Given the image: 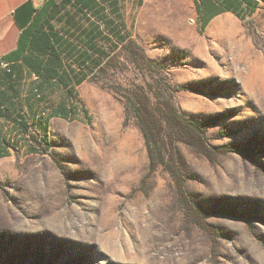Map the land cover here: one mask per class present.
Returning a JSON list of instances; mask_svg holds the SVG:
<instances>
[{"label": "rangeland", "instance_id": "rangeland-1", "mask_svg": "<svg viewBox=\"0 0 264 264\" xmlns=\"http://www.w3.org/2000/svg\"><path fill=\"white\" fill-rule=\"evenodd\" d=\"M257 1L244 18L226 11L202 28L194 0H122L123 42L105 27L97 41L105 57L88 72L71 60L82 45L63 58L86 73L73 87L87 113L52 117L47 130L38 123L29 138L0 118L18 142L0 159V264H264ZM71 17L83 20L69 6L52 24L64 32ZM139 87L154 102L156 92L172 99L206 126L205 138L190 131L152 166L127 106ZM65 95L58 81L23 70L15 101L32 121Z\"/></svg>", "mask_w": 264, "mask_h": 264}, {"label": "trees", "instance_id": "trees-1", "mask_svg": "<svg viewBox=\"0 0 264 264\" xmlns=\"http://www.w3.org/2000/svg\"><path fill=\"white\" fill-rule=\"evenodd\" d=\"M71 1L64 0L62 5L57 6L54 2L48 4L46 14L37 18L22 33L18 49L11 55L4 56L5 60L11 62L9 68L3 69L2 72L0 68V118L11 121L27 137L33 126L38 123L41 128L47 130L48 122L52 117L71 119L73 115L77 114L78 110L87 113V109L83 102L79 101V95L73 87L80 84L86 76L82 74L73 80L64 69L63 58L72 53V48L60 33V30L52 24L55 15L61 13V8ZM194 1L202 28L206 27L220 13L229 11L240 18H244L255 12L258 5L257 0ZM76 2H80L83 7H88L89 10L96 7L94 0L85 2L76 0ZM55 6L57 7L56 10ZM79 10L82 11V9ZM95 11L100 12L103 10L97 8ZM116 11L114 10V13ZM99 19L108 27V32L112 36L123 42L121 30L124 27V22L117 13L115 14L117 23L111 19H105L104 16H100ZM67 23L75 25L72 17L67 20ZM84 33L89 40L98 37L92 31H85ZM23 70L35 73L38 78L41 77L46 83L58 81L65 88V98L47 116H45V113L39 114L37 119H35V116L32 121H29L27 115L23 114L21 109L17 107L15 100L18 96V82ZM155 96L158 99L156 102L153 101L152 95L146 89L139 87V90L132 92L130 97L127 98L128 109L134 113L150 148V159L154 167L158 164H165L168 152L172 151L177 142L184 141L189 136L190 131L198 138H205L206 129L203 123L190 120L176 107L172 99H166L160 92H156ZM79 102L81 107H79ZM44 141L47 144L49 143L47 138H44ZM17 143L15 138L0 130V159L8 155L11 147L17 148Z\"/></svg>", "mask_w": 264, "mask_h": 264}, {"label": "crops", "instance_id": "crops-1", "mask_svg": "<svg viewBox=\"0 0 264 264\" xmlns=\"http://www.w3.org/2000/svg\"><path fill=\"white\" fill-rule=\"evenodd\" d=\"M63 1L64 0H0V55L2 58L4 59V56L11 55L18 49L22 33L26 31L28 27L37 20V18L46 14L48 4L54 2L56 6L62 5ZM85 1L87 0H83V2ZM136 1H138V3L144 2V0ZM94 2H96V7L92 10H89L88 7H83V5L80 2L77 3L76 0L68 2L65 4V7L61 8L62 10H65L67 7L72 6L83 15L82 22H75V25L69 24L61 34L66 38L67 42L70 43V47L72 48V53L69 56L75 54L78 50L75 43L84 47V49L80 50V52L71 58V60L79 62L80 66L87 72L90 66L99 64L100 59H104L106 54V51L97 45L98 39H101L104 31H106V26L99 17L104 16L105 19H111L117 23V20H115V14L117 13L121 16L120 10H122V0H94ZM97 8L102 9L103 11H95ZM56 9L57 7L55 10ZM79 9H82V11ZM114 10L117 11L114 13ZM106 28L108 32V27ZM85 31L95 32L98 37L94 40H89L84 33ZM121 31L123 35V29ZM108 34L110 33L108 32ZM110 35L112 38L116 39L112 34ZM116 40L119 41L118 39ZM69 56L67 55L66 58L69 59ZM7 62L9 64L11 63L10 61ZM62 62L64 69H66L68 75L73 78V80L77 79L82 74H85L86 76L85 72L76 70L70 66L68 67L64 60ZM0 68L2 69V72L3 69H8L9 67Z\"/></svg>", "mask_w": 264, "mask_h": 264}, {"label": "built area", "instance_id": "built-area-1", "mask_svg": "<svg viewBox=\"0 0 264 264\" xmlns=\"http://www.w3.org/2000/svg\"><path fill=\"white\" fill-rule=\"evenodd\" d=\"M0 65L2 68H8L10 64L7 61H5L0 55Z\"/></svg>", "mask_w": 264, "mask_h": 264}]
</instances>
